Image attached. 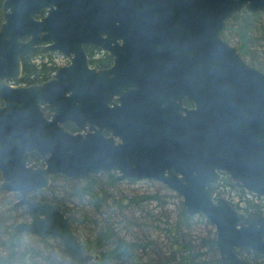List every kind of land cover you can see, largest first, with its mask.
<instances>
[{
  "label": "water",
  "instance_id": "obj_1",
  "mask_svg": "<svg viewBox=\"0 0 264 264\" xmlns=\"http://www.w3.org/2000/svg\"><path fill=\"white\" fill-rule=\"evenodd\" d=\"M106 2L116 8L118 3L122 13L123 46L115 73L123 71V82L108 87L105 117L100 111L87 114L89 74L98 81L100 72L87 68L79 48L86 38L76 44L72 37L85 36L96 21L94 6ZM43 7L47 15L39 20L35 16ZM241 9L262 11L264 0H3L0 188L18 192L15 204L29 214L13 230L58 239L69 264L97 259L61 210L28 194L49 186L47 174L89 181L92 175L117 171L119 178L162 182L181 197L187 215L202 214L214 226L222 264H244L236 247L264 255V216L253 210L241 218L213 186L224 173L234 188L264 195V71L220 35L226 20ZM44 41L53 43L40 45ZM43 48L76 51L72 63L43 84L6 83L20 76L23 55ZM136 82L153 86L150 93L135 97ZM72 88L75 103L74 95H65ZM117 91L124 97L109 106ZM180 95L194 106L181 107ZM41 100L54 107L52 119L44 116ZM68 120L81 128L87 121L99 127L72 134L58 123ZM102 127L111 135L104 137ZM32 150L43 156L44 166L31 163Z\"/></svg>",
  "mask_w": 264,
  "mask_h": 264
},
{
  "label": "trees",
  "instance_id": "obj_2",
  "mask_svg": "<svg viewBox=\"0 0 264 264\" xmlns=\"http://www.w3.org/2000/svg\"><path fill=\"white\" fill-rule=\"evenodd\" d=\"M263 15L264 10L252 13L241 9L232 14L220 32L224 40L229 33L236 37L240 55H250L251 61H258L257 67L261 70H264ZM38 56L40 63L31 61ZM51 56V52L43 51L25 57L23 79L35 81L47 76L52 68ZM123 182L134 183V180L120 181L110 175H100L87 182L55 176L48 187L31 192L29 197L54 204L68 217L75 236L79 240L84 236L85 240L81 241L86 248L97 251V259L83 264H134L142 258H145L144 264H222L214 229L200 234L191 227L196 223L210 225L202 214L187 215L179 195L159 182L150 180L158 185L157 189L137 196L121 193L118 185ZM223 183L232 188L228 178ZM5 194L0 189V264H69L58 239L13 230L17 217L29 215L24 206L15 205V198ZM169 198L177 199L173 209L168 207L172 203ZM7 204L10 208H6ZM50 238L58 245L54 255L43 248ZM243 258L245 264H264V257L255 251L245 249Z\"/></svg>",
  "mask_w": 264,
  "mask_h": 264
},
{
  "label": "flooded vegetation",
  "instance_id": "obj_3",
  "mask_svg": "<svg viewBox=\"0 0 264 264\" xmlns=\"http://www.w3.org/2000/svg\"><path fill=\"white\" fill-rule=\"evenodd\" d=\"M107 4H104L105 6H102L100 3L96 7L97 9H93V15L96 17V21L92 24V26H89L87 32L85 33V36L82 34L75 35L72 38L75 40L76 44L79 40L86 38L81 41L80 43V49L84 53L86 57V63L87 68L92 69L95 72H100V78L97 81V75L96 74H89V80L88 85L86 84V90H85V102H86V109L88 107V113L91 116H95L98 111L103 115L104 108L103 103L106 100V92L108 91V87L111 85L112 82L122 83L121 81V75L123 74V71H120L118 73H115V66L117 60L120 59L119 51L121 50L123 46V38H122V13L119 7V4L116 3V7H111ZM1 12H2V22H3V10L1 6ZM47 15V8L43 7L37 13L35 18L42 19ZM98 15V18H97ZM1 22V23H2ZM0 23V26H1ZM29 37H23L21 38L22 41L28 40ZM52 41H44L41 42L40 45L46 46L52 44ZM43 51L51 52L52 56L50 58V63L47 62L48 59H43L44 62H47L51 65V69L49 70L47 76L43 78H39L38 80L32 81L28 79H23L25 77L24 70H23V59L27 56H29L32 53H41ZM76 48H74V51H70V53H65L59 49L56 48H43L39 50H32L28 52L27 54L23 55L21 57V73L20 76L17 79H9L6 80V83L10 85H23V86H29V85H40L43 84L53 78L57 70L61 67H66L72 63V57L75 56ZM35 57L31 61L38 64L41 62V58ZM102 60L100 63H97L95 61ZM121 68V67H118ZM257 69H259L257 67ZM261 70V69H259ZM76 77H74L75 79ZM94 81V87H91V84ZM136 90L135 91V97L142 98L145 95H148L150 93V89L153 86H150L148 83L145 82H136L135 83ZM151 87V88H150ZM75 88L70 89L65 93L66 96L74 95L73 101L76 102V92L74 90ZM173 94L176 95L177 92L174 90ZM121 96L124 97V93L122 94L120 91H117V93H113L111 100L107 102L109 106H113L114 104L119 105L120 104V98ZM180 99H176V102L180 103L181 107L189 109L194 106L193 101L187 96V95H180L178 96ZM5 101L2 97H0V107L4 106ZM40 108L43 111L44 116L50 120L52 119V115L55 113L54 107L47 101V100H41L39 102ZM104 115L106 117V112H104ZM104 117V116H103ZM61 127H63L66 131L72 133V134H78V133H86V132H93L95 129H98L99 125L94 123L93 127L91 128L89 126L90 121H87V123L84 125V127H79L72 121H63L58 122ZM105 123H101L103 125ZM101 133L104 137H108L111 135V132H109L106 127H102ZM115 142H119L118 137H114ZM29 156L31 158V163L38 165V166H44V159L43 156L38 153L37 151H30ZM100 175H110L113 176L115 179L124 180V179H130V178H119L117 177V171H111L109 173H103L101 172L99 175H92V177H97ZM55 176H59L65 179H80V180H86L85 178H67L60 174L59 172L54 173L53 175L47 174L46 177L49 178L50 183L51 179ZM91 177V179H92ZM225 178H230L224 174L221 173L220 177L216 179L213 182V186L217 192V195L225 197L231 205L238 211L240 217H244L245 215L249 214L251 211L255 210L261 215L264 216V195H257L252 192H248L245 189H237L232 186L231 189L226 187L223 183V180ZM90 179V180H91ZM89 180V181H90ZM135 180V179H133ZM149 180V179H148ZM156 182H159L163 184L160 181L150 179ZM3 181L0 171V184ZM231 181V180H230ZM164 185V184H163ZM232 185V183H231ZM46 188V187H44ZM1 189V188H0ZM41 189V188H40ZM2 190V189H1ZM38 190V189H36ZM241 190L245 192H240ZM7 194L15 193L18 196L19 199V193L18 192H11V191H5L2 190ZM35 191V190H33ZM31 191V192H33ZM30 192V193H31ZM30 193L28 194V198L31 200H41L37 198H30ZM17 199V200H18ZM235 199V200H234ZM16 200V201H17ZM15 201V202H16ZM16 205V204H15ZM17 206H24V205H17ZM25 207V206H24ZM26 209V207H25ZM0 213H1V206H0ZM28 213V212H27ZM29 215V214H28ZM29 218V216H28ZM28 220V219H27ZM21 221V220H19ZM25 221V220H23ZM18 222V221H17ZM249 248L245 247H236L234 249L235 253L243 260L244 250ZM255 251V250H251ZM257 252V251H255ZM260 254L259 252H257ZM242 254V255H241ZM262 257L264 255L260 254ZM244 262V261H243ZM135 264V263H134ZM245 264V263H244Z\"/></svg>",
  "mask_w": 264,
  "mask_h": 264
},
{
  "label": "rangeland",
  "instance_id": "obj_4",
  "mask_svg": "<svg viewBox=\"0 0 264 264\" xmlns=\"http://www.w3.org/2000/svg\"><path fill=\"white\" fill-rule=\"evenodd\" d=\"M262 19H264V15L262 16ZM228 20V19H227ZM226 20V21H227ZM226 41L229 43V44H231V45H233V46H235V47H238V42H237V39H236V37H234V36H232L230 33L228 34V38H226ZM243 59L247 62V63H252L253 65H254V67H256L257 68V65H260L259 63H258V61L256 60V61H251L252 59L250 58V55H248L247 53H244L243 54ZM252 65V66H253ZM262 71H264V70H262ZM125 180V179H124ZM120 181H122V180H120ZM157 187H158V185H156V184H154V183H150V179L148 180V179H139V180H134V183H126V182H123V183H119V185H118V190L121 192V193H123L124 195H135V196H137L138 194H144V193H151L152 191H154V190H156L157 189ZM169 189V188H168ZM170 190V192L172 193L173 192V194L175 193L173 190H171V189H169ZM160 192L162 193V192H164V190H160ZM170 193V194H171ZM15 193H10V194H7V195H10V197L12 198H15L16 200L18 199V197L16 196V195H14ZM1 198V197H0ZM170 199V198H169ZM178 199H181V197L179 196V198ZM173 200H175V201H173ZM177 199H170V202H172V203H170L169 205H168V207L169 208H175V203L177 202L176 201ZM235 200V199H234ZM173 202H175L174 204H173ZM123 206L125 205V203L123 202V204H122ZM6 208H10V205L9 204H7L6 205ZM5 208V209H6ZM28 219V217H26V218H22V215L21 216H19V217H17V219H16V221L18 220H27ZM195 231L194 232H198V233H200V234H204L205 232H207L209 229H214V226L210 223V225L209 226H205L204 224H201V223H196V224H194V225H192L191 226ZM84 241L85 240V237L84 236H81L80 237V241ZM27 241H32V240H30V239H27ZM59 241V240H58ZM60 242V241H59ZM33 243H35V242H33ZM46 244H43V248H44V250L46 251V253H47V251L49 252V250H51L52 251V255H54V249L55 248H57V242H55L54 241V239H51L50 238V240H47L46 242H45ZM60 244V246L62 247V244H61V242L59 243ZM93 246H95V243H91ZM91 244H90V246H91ZM87 249V248H86ZM87 252H89V253H91L93 256H98V253H97V251L95 250V249H93V248H91V247H89V249H87ZM67 258H68V256H67ZM145 261V258H142V259H140L139 260V262H144ZM137 263V262H136Z\"/></svg>",
  "mask_w": 264,
  "mask_h": 264
},
{
  "label": "bare ground",
  "instance_id": "obj_5",
  "mask_svg": "<svg viewBox=\"0 0 264 264\" xmlns=\"http://www.w3.org/2000/svg\"><path fill=\"white\" fill-rule=\"evenodd\" d=\"M232 16V15H231ZM68 263H69V259H68Z\"/></svg>",
  "mask_w": 264,
  "mask_h": 264
}]
</instances>
